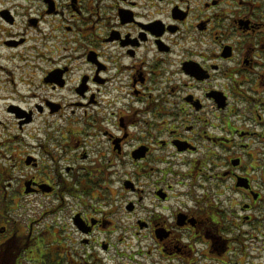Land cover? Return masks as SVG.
I'll list each match as a JSON object with an SVG mask.
<instances>
[{
	"label": "flooded vegetation",
	"instance_id": "obj_1",
	"mask_svg": "<svg viewBox=\"0 0 264 264\" xmlns=\"http://www.w3.org/2000/svg\"><path fill=\"white\" fill-rule=\"evenodd\" d=\"M0 264H264V0H0Z\"/></svg>",
	"mask_w": 264,
	"mask_h": 264
}]
</instances>
